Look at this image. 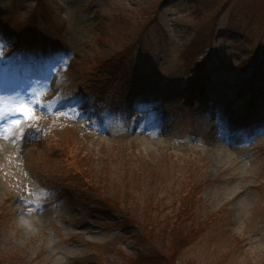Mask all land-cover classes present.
Masks as SVG:
<instances>
[{
	"label": "rangeland",
	"instance_id": "obj_1",
	"mask_svg": "<svg viewBox=\"0 0 264 264\" xmlns=\"http://www.w3.org/2000/svg\"><path fill=\"white\" fill-rule=\"evenodd\" d=\"M119 196L264 264V0H0V263L140 264Z\"/></svg>",
	"mask_w": 264,
	"mask_h": 264
},
{
	"label": "trees",
	"instance_id": "obj_2",
	"mask_svg": "<svg viewBox=\"0 0 264 264\" xmlns=\"http://www.w3.org/2000/svg\"><path fill=\"white\" fill-rule=\"evenodd\" d=\"M29 18V17H28ZM27 18V19H28ZM27 24L30 25V28H32L33 22L31 23V20H27L26 21ZM129 46H125L123 48V53H126V51L128 50ZM118 57L121 56L120 53L117 54ZM114 60H107L105 64H109V68L112 67V65H114ZM202 67L201 66L198 68V70H200ZM206 78H204V76L199 73V75H197L196 78L192 79V84L193 82H196L197 84H199L201 81H204ZM191 84V87H193ZM260 92V91H259ZM259 92L257 94H259ZM256 95V94H255ZM254 96V95H253ZM253 96L249 98V105L251 106V110L254 106V100H253ZM65 156V155H63ZM82 170H80L79 175L83 174L84 177H80L81 179L84 180L83 185H86V188H88L89 190H93L96 191L97 190H102L105 187H103V185H101L102 182H104V184L107 186V182H109V179H106V174L105 177H99L101 175V173L98 175L99 181L96 182V184L94 183V174L91 171L87 170V167H85V169L81 168ZM84 170V171H83ZM86 174V175H85ZM90 178V179H89ZM82 181V180H81ZM101 182V183H100ZM122 182V181H121ZM196 187H191L188 188V190H186L183 194L184 198L191 194L192 197L194 196V193L192 190H196ZM98 195L100 196V198L103 201H107L108 199L105 197L106 194L101 193V192H97ZM104 194V195H103ZM120 197V196H119ZM184 198H183V202H184ZM120 199L119 202H116L117 205H120L124 211L121 213L123 218L125 217L126 220H128V223H125L124 225L127 226L130 230H134L133 232V237L134 239L139 242V244L142 243H146V246L148 247V251L144 252H138V262L140 264H181L179 263V249L184 246L185 244L188 243L189 238L191 237L192 233H194V230L190 231V232H185L186 231V226L182 227L179 226L177 224H173L172 227L168 226H160V212H159V217L157 215L159 207H160V203L159 202H154L153 198H150L151 201H153L151 204V209L144 212V214H142V212L137 213V211H139L138 208H133L131 203H123L126 201V197H120L118 198ZM139 202V201H138ZM133 208V209H132ZM193 207H190L188 209L187 212V216L189 214H191V210H193ZM154 212L156 213L154 216ZM194 210L192 211L193 214ZM152 213L153 216L150 217V214ZM181 213L180 209H178L176 216ZM137 215V217L135 216ZM186 216V217H187ZM167 218V217H166ZM165 216L163 215V222L164 224H166V222H168L169 220L166 219ZM182 218L183 220V215L179 216L177 219L175 220L177 221V223H179L178 221ZM181 220V221H182ZM181 225H185V224H181ZM160 226V227H159ZM160 229L162 236L160 239V246H157L154 244V241L156 242V240H158L156 237H158L159 234H161L159 231H156ZM170 231V232H168ZM169 238L170 241L166 238ZM164 238V240H163ZM145 246V247H146ZM0 264H5L0 263Z\"/></svg>",
	"mask_w": 264,
	"mask_h": 264
},
{
	"label": "snow or ice",
	"instance_id": "obj_3",
	"mask_svg": "<svg viewBox=\"0 0 264 264\" xmlns=\"http://www.w3.org/2000/svg\"><path fill=\"white\" fill-rule=\"evenodd\" d=\"M204 71H205V75L208 78V80L210 82L214 81V79H215V68H214V65L212 63L211 58H209V60L207 62V65H206Z\"/></svg>",
	"mask_w": 264,
	"mask_h": 264
}]
</instances>
